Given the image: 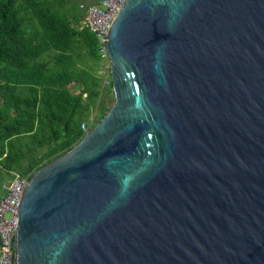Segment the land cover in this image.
I'll return each mask as SVG.
<instances>
[{
  "label": "water",
  "instance_id": "water-1",
  "mask_svg": "<svg viewBox=\"0 0 264 264\" xmlns=\"http://www.w3.org/2000/svg\"><path fill=\"white\" fill-rule=\"evenodd\" d=\"M112 103L29 177L14 264H264V0H122Z\"/></svg>",
  "mask_w": 264,
  "mask_h": 264
},
{
  "label": "trees",
  "instance_id": "trees-1",
  "mask_svg": "<svg viewBox=\"0 0 264 264\" xmlns=\"http://www.w3.org/2000/svg\"><path fill=\"white\" fill-rule=\"evenodd\" d=\"M83 2L0 0V185L69 149L112 103L96 38L78 27Z\"/></svg>",
  "mask_w": 264,
  "mask_h": 264
},
{
  "label": "built area",
  "instance_id": "built-area-1",
  "mask_svg": "<svg viewBox=\"0 0 264 264\" xmlns=\"http://www.w3.org/2000/svg\"><path fill=\"white\" fill-rule=\"evenodd\" d=\"M122 0H97L85 5L78 27L89 29L97 41L100 57L96 75L101 79V88L109 86L110 60L104 49L106 31L115 16ZM80 6H84L80 3ZM83 133L88 130L80 124ZM29 178L26 175L12 173L0 185V264H14L13 234L16 228L18 201Z\"/></svg>",
  "mask_w": 264,
  "mask_h": 264
},
{
  "label": "rangeland",
  "instance_id": "rangeland-1",
  "mask_svg": "<svg viewBox=\"0 0 264 264\" xmlns=\"http://www.w3.org/2000/svg\"><path fill=\"white\" fill-rule=\"evenodd\" d=\"M88 1H90V0H84V2H83L84 6L90 3V2H88ZM80 2H81V1H80ZM87 2H88V3H87ZM96 113H97V111H92V112H91L90 117H89V119H88V122H90V121H91V123L94 122V119H95ZM95 123H96V121L94 122V124H95ZM6 177H7L6 175H2L1 178H2L3 180H5Z\"/></svg>",
  "mask_w": 264,
  "mask_h": 264
}]
</instances>
